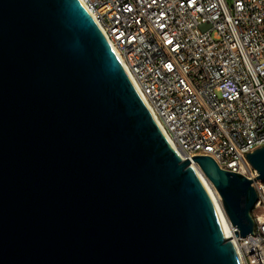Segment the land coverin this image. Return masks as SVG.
<instances>
[{
  "label": "water",
  "instance_id": "water-1",
  "mask_svg": "<svg viewBox=\"0 0 264 264\" xmlns=\"http://www.w3.org/2000/svg\"><path fill=\"white\" fill-rule=\"evenodd\" d=\"M247 160L264 181V146ZM193 161L252 233L253 181ZM0 264H241L79 0H0Z\"/></svg>",
  "mask_w": 264,
  "mask_h": 264
},
{
  "label": "built area",
  "instance_id": "built-area-1",
  "mask_svg": "<svg viewBox=\"0 0 264 264\" xmlns=\"http://www.w3.org/2000/svg\"><path fill=\"white\" fill-rule=\"evenodd\" d=\"M171 147L253 181L254 230L229 238L241 264H264V0H79ZM199 167V166H198Z\"/></svg>",
  "mask_w": 264,
  "mask_h": 264
},
{
  "label": "bare ground",
  "instance_id": "bare-ground-1",
  "mask_svg": "<svg viewBox=\"0 0 264 264\" xmlns=\"http://www.w3.org/2000/svg\"><path fill=\"white\" fill-rule=\"evenodd\" d=\"M131 80V79H130ZM132 82V81H131ZM134 85V84H133ZM135 87V86H134ZM137 90V89H136ZM138 92V91H137ZM139 93V92H138ZM140 95V94H139ZM140 97L142 98L143 102L145 103V105L147 106L144 98L140 95ZM148 110L150 111L155 123L157 124L158 126V122L155 120V117L152 113V111L149 109V107L147 106ZM159 127V126H158ZM161 131V129H160ZM162 132V131H161ZM163 134V133H162ZM175 152L178 154V156L182 158V156L175 150ZM193 168L195 169L196 173L198 174V176L200 177L203 185L205 186V188L207 189L213 203H214V206L216 208V211H217V214L219 216V219H220V222H221V225H222V228H223V231H224V234L226 237H229L230 236V222L224 212V209L222 207V200H221V197L219 195V193L217 192L216 188L213 186V184L207 179V177L204 175V173L202 172V170L200 169V167L198 166H195V165H192Z\"/></svg>",
  "mask_w": 264,
  "mask_h": 264
}]
</instances>
